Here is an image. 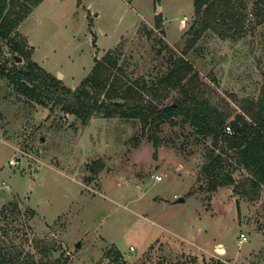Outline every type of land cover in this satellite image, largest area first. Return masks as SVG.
Here are the masks:
<instances>
[{
	"label": "rangeland",
	"instance_id": "rangeland-1",
	"mask_svg": "<svg viewBox=\"0 0 264 264\" xmlns=\"http://www.w3.org/2000/svg\"><path fill=\"white\" fill-rule=\"evenodd\" d=\"M242 3L236 7L245 17L243 37L207 31L186 53L193 0H160L159 29L153 0H44L17 32L26 37L31 61L71 90L94 60L115 50L127 83L151 81L166 70L162 40L191 63L202 96L230 121L244 115L242 106L257 101L264 85V26L255 24L252 1ZM0 63L26 61L5 46ZM193 131L165 124L154 133L100 116L83 126L60 106L26 101L0 77L2 252L65 264H264V188L255 201L230 187L210 195L200 190L211 142ZM10 159L17 163L8 165ZM94 164L102 165L96 174ZM233 177L242 182L250 175L237 169ZM114 249L122 255L116 262Z\"/></svg>",
	"mask_w": 264,
	"mask_h": 264
},
{
	"label": "trees",
	"instance_id": "trees-1",
	"mask_svg": "<svg viewBox=\"0 0 264 264\" xmlns=\"http://www.w3.org/2000/svg\"><path fill=\"white\" fill-rule=\"evenodd\" d=\"M44 0H0V56L3 47L9 53L23 56L24 67H7L0 63V77L11 87L14 93L28 102L44 108L50 104L60 106L61 111L71 115L83 126L93 116L107 119L118 118L139 124L154 133L165 124L188 125L199 137L211 142L201 168L199 189L207 195L219 188H232L233 193L247 201L259 198L264 188V85L261 95L247 107L243 113L229 121V116L202 96V86L198 74L191 63L183 57H174L172 50L162 40L159 42L167 49L166 70L163 74L147 81L144 77L127 83L123 69L118 66L119 55L108 52L101 59L94 60L89 74L71 90L62 82L31 61L26 51V37L17 32V28ZM155 26H161V14L158 13L160 0H153ZM252 1V16L255 24L264 26V0ZM244 5L242 0H193L194 23L190 27L191 38L187 50L194 47L207 31H212L221 39L239 40L244 36L245 17L238 10ZM145 31V29H144ZM147 30L146 35L151 36ZM264 78V73H263ZM172 92H177L171 103H165ZM230 126L232 133L227 134L225 127ZM153 146L158 147V139L152 135ZM231 159L233 160L231 162ZM99 164V163H98ZM89 167L93 174L99 172L102 165ZM237 169L245 170L250 177L238 182L233 173ZM264 232L263 221L260 225ZM113 261L122 257L114 249ZM0 264H65L60 258L35 261L32 257L21 258L0 248ZM211 264H227L219 259Z\"/></svg>",
	"mask_w": 264,
	"mask_h": 264
},
{
	"label": "built area",
	"instance_id": "built-area-1",
	"mask_svg": "<svg viewBox=\"0 0 264 264\" xmlns=\"http://www.w3.org/2000/svg\"><path fill=\"white\" fill-rule=\"evenodd\" d=\"M225 132L227 133V134H231L232 133V131H231V128H230V126H226L225 127ZM17 163V161H15L14 159H10L9 161H8V165H15ZM151 178L152 179H154V181H157V182H159V181H161V177L159 176V175H154V176H151ZM175 198V197H174ZM246 240V237H245V234H240L239 235V242L240 243H243V241H245Z\"/></svg>",
	"mask_w": 264,
	"mask_h": 264
},
{
	"label": "bare ground",
	"instance_id": "bare-ground-1",
	"mask_svg": "<svg viewBox=\"0 0 264 264\" xmlns=\"http://www.w3.org/2000/svg\"><path fill=\"white\" fill-rule=\"evenodd\" d=\"M216 251L219 253V254H224L225 253V250L222 246H219L218 248H216Z\"/></svg>",
	"mask_w": 264,
	"mask_h": 264
},
{
	"label": "water",
	"instance_id": "water-1",
	"mask_svg": "<svg viewBox=\"0 0 264 264\" xmlns=\"http://www.w3.org/2000/svg\"><path fill=\"white\" fill-rule=\"evenodd\" d=\"M20 60V58H18V61ZM181 201L183 202L184 200L183 199H181ZM221 246V245H220ZM76 247H80V243H77L76 244Z\"/></svg>",
	"mask_w": 264,
	"mask_h": 264
},
{
	"label": "crops",
	"instance_id": "crops-1",
	"mask_svg": "<svg viewBox=\"0 0 264 264\" xmlns=\"http://www.w3.org/2000/svg\"><path fill=\"white\" fill-rule=\"evenodd\" d=\"M175 196V195H174ZM222 246V245H221ZM223 247V246H222ZM224 248V247H223ZM224 250H225V253H226V249L224 248Z\"/></svg>",
	"mask_w": 264,
	"mask_h": 264
}]
</instances>
